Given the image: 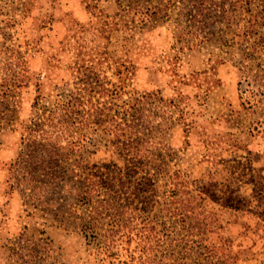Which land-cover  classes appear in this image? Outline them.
<instances>
[{"label":"rangeland","instance_id":"1","mask_svg":"<svg viewBox=\"0 0 264 264\" xmlns=\"http://www.w3.org/2000/svg\"><path fill=\"white\" fill-rule=\"evenodd\" d=\"M223 64L264 103V0H0V264H264V123L191 126Z\"/></svg>","mask_w":264,"mask_h":264},{"label":"crops","instance_id":"2","mask_svg":"<svg viewBox=\"0 0 264 264\" xmlns=\"http://www.w3.org/2000/svg\"><path fill=\"white\" fill-rule=\"evenodd\" d=\"M215 78L217 81L208 80L209 88L204 97L200 93L195 97L191 123L194 130L200 132L207 127L214 137H223L225 141L232 142L253 119L256 123H264V103L256 104L254 106L256 111L253 108H247L250 104L245 102L244 95L239 91L238 80L229 71L227 73L226 64H223ZM253 130L255 131L253 136L256 138L255 150L262 151L264 129L258 125ZM230 136H233V139H230Z\"/></svg>","mask_w":264,"mask_h":264}]
</instances>
